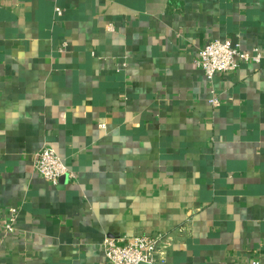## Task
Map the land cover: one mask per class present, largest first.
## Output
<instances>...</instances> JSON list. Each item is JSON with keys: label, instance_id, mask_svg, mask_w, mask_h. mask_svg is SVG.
Listing matches in <instances>:
<instances>
[{"label": "crops", "instance_id": "obj_1", "mask_svg": "<svg viewBox=\"0 0 264 264\" xmlns=\"http://www.w3.org/2000/svg\"><path fill=\"white\" fill-rule=\"evenodd\" d=\"M212 39L264 53V0H0V264H264V59L209 81Z\"/></svg>", "mask_w": 264, "mask_h": 264}, {"label": "built area", "instance_id": "obj_2", "mask_svg": "<svg viewBox=\"0 0 264 264\" xmlns=\"http://www.w3.org/2000/svg\"><path fill=\"white\" fill-rule=\"evenodd\" d=\"M57 10L60 12V9ZM263 59L264 53L257 47L243 50L233 45L230 40L212 39L199 49L195 64L211 81L216 75L236 73L244 63H260ZM211 102L219 104L216 97L211 99ZM33 167L36 173L55 185L59 184L65 175L73 177L62 157L48 145L34 153ZM6 213L7 221L1 227L6 233H13L16 230L17 209L9 207ZM104 251L110 264H159L163 260L158 240L151 235L107 237L104 241Z\"/></svg>", "mask_w": 264, "mask_h": 264}]
</instances>
